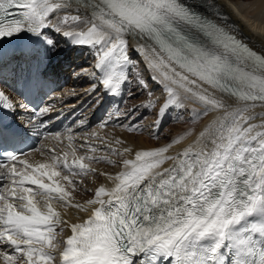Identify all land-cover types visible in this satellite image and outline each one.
I'll use <instances>...</instances> for the list:
<instances>
[{
	"label": "snow or ice",
	"instance_id": "1",
	"mask_svg": "<svg viewBox=\"0 0 264 264\" xmlns=\"http://www.w3.org/2000/svg\"><path fill=\"white\" fill-rule=\"evenodd\" d=\"M225 7L233 6L0 0V84L12 65L21 95H48L62 41L92 55L90 70L75 75L102 93L97 105L147 93L78 135L51 130V104L15 103L0 87V264H264V47ZM140 109L155 115L157 129L214 115L199 131L134 151L104 130L115 122L142 131L143 113L123 123ZM101 176L105 183L87 186ZM81 192L90 198L80 202ZM69 209L84 216L66 219Z\"/></svg>",
	"mask_w": 264,
	"mask_h": 264
},
{
	"label": "bare ground",
	"instance_id": "2",
	"mask_svg": "<svg viewBox=\"0 0 264 264\" xmlns=\"http://www.w3.org/2000/svg\"><path fill=\"white\" fill-rule=\"evenodd\" d=\"M218 4L221 5H232V8L225 7L224 11L229 13L232 17V19L236 22V24L243 30L244 34L249 37L251 44L256 47L257 49L264 47V0H216ZM239 6L238 8L236 6ZM61 50L59 51L58 55L64 61L62 62V65L60 64V69L62 68L61 72L56 76H51V82H53L52 78L57 79L61 77L63 74V69L64 67L67 68L69 65V62L74 65L78 64L79 62L81 63V66L83 69L90 70V66L93 64V57L90 54L89 50L84 49L83 51L79 50H70V46L65 45L62 41L59 45ZM77 67V66H76ZM78 68V67H77ZM12 67L9 69L7 68L4 72V83L1 85L5 87L6 90H9L12 85H13V73H12ZM81 69V68H80ZM79 72L80 70H76ZM68 72V71H67ZM76 72V73H77ZM70 74V73H69ZM147 74V73H145ZM73 74V78L70 80V85L71 87L77 88V90L82 91L83 90V95L87 94V96L90 95L92 91V82L89 78H86L84 76H81L78 79H75ZM61 81L65 82V79H61ZM46 93V91H44ZM156 95H159V90H156ZM46 97V95H44ZM89 98V97H88ZM90 99V100H89ZM87 99L85 103L89 104L87 109L93 108V111L90 112V117L83 115L81 116H76L75 112L79 111V114L83 111L81 105L75 104V101H71L69 98L65 97L63 98L61 104L69 105V106H64V109H69L72 108V111L70 113L64 112L63 110L59 111L58 114L59 116L57 117L56 114L53 119V123H60L61 121V128L62 131L66 130L67 128L71 127L78 135H83L85 133H88L93 130H97L98 128H92L90 127L87 131V126L91 124L96 118H98L101 113H96V108H97V98H96V93L91 95V97ZM92 99V100H91ZM105 107L109 106V113L114 112L117 103L115 101H105ZM43 104H47L46 100L43 102ZM86 106V105H85ZM104 107V108H105ZM198 107V106H197ZM75 109V110H73ZM175 115V113H173ZM214 114H209L207 117H203L201 120H198L196 122L188 121V123L185 125V127L180 128V127H175V135H170L167 137V139H161L160 142L156 143L154 141L155 132H147L146 129L149 128L150 126L154 125L155 123V116L150 118L147 117V126L143 128V132H139L140 134L138 135H128L124 133L120 129H109L107 127L104 131L109 134L110 136L114 137H119L121 139H124L127 143L125 146H130L133 148V150H138L140 148H150L154 146H159L163 145L167 142H169L172 138L176 137L177 135H180L181 133L195 128L197 131L200 130L201 126L210 120ZM64 119V121H63ZM72 120H75L71 126L68 127L69 122ZM151 120H154L153 122ZM185 120H187L185 118ZM81 121L84 122L83 125H81ZM151 121V122H150ZM114 123V122H113ZM114 125V124H113ZM115 126V125H114ZM122 128V126H120ZM124 130V129H123ZM149 131V130H148ZM127 132V131H126ZM156 137V136H155ZM194 139V134H189L187 138H185L180 144H176L173 146V148L170 150V154L174 153L175 151L182 150L184 147H186L191 140ZM97 168L100 170H108L112 171L108 165L106 164H98L96 165ZM106 181L104 178L101 176L96 180L95 184H92L91 182H87V186L89 188H94L95 186H98L100 183H105ZM91 193L88 192H81L80 194L77 195V200L80 202H83L84 200L90 198ZM84 214L80 213L77 214V211L75 209H69L68 214L66 215V219H70L73 222H76L78 218L83 217ZM70 232H66V235H68Z\"/></svg>",
	"mask_w": 264,
	"mask_h": 264
},
{
	"label": "rangeland",
	"instance_id": "3",
	"mask_svg": "<svg viewBox=\"0 0 264 264\" xmlns=\"http://www.w3.org/2000/svg\"><path fill=\"white\" fill-rule=\"evenodd\" d=\"M72 64V62L70 63L69 62V65H68V67L66 68V72H65V75H67V74H69V82H70V80L73 78V74H75L77 71L76 70H81V69H83L82 68V66H81V63L79 62L78 64H74V65H71ZM78 68H77V67ZM81 68V69H80ZM68 71V72H67ZM145 76H147V74H145ZM81 77V76H80ZM80 77H77V76H74V78L75 79H78V78H80ZM64 79V78H63ZM64 82V81H63ZM68 82V80H67V82H66V84L65 85H63L62 86V88H65L66 90V92H67V96H70L71 98H69L71 101H75V104H77L83 97H85V99H84V101H83V103H80V105L82 106V109L81 110H83V112H85L84 110L86 109L87 110V108L89 107H86L85 105H88L87 103H85L84 104V102L87 100V99H89L91 96H87V94H85V95H83V90L82 91H79V90H77V88H74V87H71V86H69L70 85V83ZM67 96H64L63 98H65V97H67ZM158 96V95H157ZM75 97V98H74ZM89 97V98H88ZM63 98H61V100L58 102V104L57 105H65V104H61V102H62V100H63ZM68 98V97H67ZM147 99V93H145L144 95H141V96H137L135 99H128L127 98V96H125V98H124V100H123V102H120V104H119V107L121 108V110H125V109H130L133 105H137V104H140L142 101H145ZM90 100V99H89ZM92 100V99H91ZM48 104V103H47ZM78 105V104H77ZM66 106H69V105H66ZM70 110L69 111H66L67 113H70V111H72V108H69ZM93 111V109H90V112H92ZM90 112H86L85 114H82V115H79V116H83V115H85V116H89L90 117ZM58 113V112H57ZM141 113H143V115H142V118L141 119H139V120H137L136 121V123H137V125L141 128V129H143L144 127H146L147 126V123H148V121H147V117H149L150 116V118H152V117H154L155 115L153 114V113H149V112H144L143 111V109H140V111L139 112H137L132 118H130L129 120H126V121H124L123 123L124 124H129V123H132V120H134V119H136V116H140L141 115ZM108 114H109V111L108 112H105L104 114H103V116H102V118H100L101 116H99L98 118H96L91 124H89L88 126H87V131L88 130H91V129H89L90 127H92V128H99V125H100V123L102 122V121H104V120H106L107 119V116H108ZM173 116H175L174 114H173ZM186 118V117H185ZM185 118H183V119H180V120H176V119H168L159 129H157V128H155V126L154 125H152V126H150L149 128H147L146 129V131L147 132H155V136H153L154 137V141L156 142V143H158V142H160L161 141V139H167V137L168 136H170V135H175L176 133H175V127H180V128H183V127H185V125L188 123V120H185ZM75 121V120H74ZM152 122L154 121V120H151ZM150 121V122H151ZM94 124V125H93ZM115 126H114V125ZM121 125H120V123H113V122H109V124H108V127H109V129H120V130H122L124 133H126V134H128V135H138V134H140L139 132H143V130L142 131H138V132H128L127 130H126V128L125 127H120ZM175 128V129H174ZM124 129V130H123ZM149 130V131H148ZM127 131V132H126ZM138 133V134H137Z\"/></svg>",
	"mask_w": 264,
	"mask_h": 264
}]
</instances>
